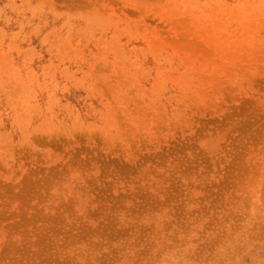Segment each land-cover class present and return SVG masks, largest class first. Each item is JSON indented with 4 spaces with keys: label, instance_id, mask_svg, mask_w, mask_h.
<instances>
[{
    "label": "rangeland",
    "instance_id": "374dc122",
    "mask_svg": "<svg viewBox=\"0 0 264 264\" xmlns=\"http://www.w3.org/2000/svg\"><path fill=\"white\" fill-rule=\"evenodd\" d=\"M0 264H264V0H0Z\"/></svg>",
    "mask_w": 264,
    "mask_h": 264
}]
</instances>
